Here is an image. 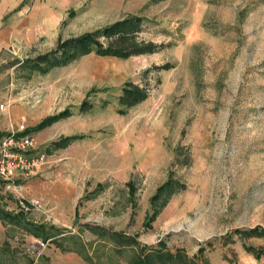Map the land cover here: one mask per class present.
<instances>
[{"label": "rangeland", "instance_id": "374dc122", "mask_svg": "<svg viewBox=\"0 0 264 264\" xmlns=\"http://www.w3.org/2000/svg\"><path fill=\"white\" fill-rule=\"evenodd\" d=\"M134 14L153 19L136 36L156 51L29 69L60 40ZM2 28L0 131L71 114L31 133L47 154L33 176L0 180L1 207L57 236L0 219V264H132L135 247L98 230L203 245L202 264H264V239L235 231L264 227V0H0ZM124 81L147 97L120 113ZM170 177L186 187L159 206Z\"/></svg>", "mask_w": 264, "mask_h": 264}, {"label": "trees", "instance_id": "16d2710c", "mask_svg": "<svg viewBox=\"0 0 264 264\" xmlns=\"http://www.w3.org/2000/svg\"><path fill=\"white\" fill-rule=\"evenodd\" d=\"M150 20L139 14L121 18L90 32L60 40L53 49H50L43 54H39L35 58L27 60V64L29 65V69L46 71L47 68L61 66L76 57L88 54L91 51L95 52L96 55L98 54L99 56L111 55L120 58L141 53H151L161 47L162 44H156L151 40H139L136 36L137 33L142 30L144 24ZM171 66L172 63L166 62L165 64L159 67L156 66L155 68L166 69ZM118 97V104L121 107L118 111L122 113L124 108L130 107L138 101L146 98L147 88L140 86L139 84H134L131 81H124L121 93ZM90 105L91 104L88 101L84 100L80 104L79 109H85L90 107ZM70 114V110L66 108L61 112L48 116L46 119L36 125H33L32 127L24 128V132L32 133L46 126L48 123ZM7 132L8 131L3 130L0 131V137ZM67 137L71 138L74 136ZM61 140L63 139H59L53 142V144L60 145ZM185 187L186 185L180 180L170 177L159 185L157 191L152 196V201H159V206H163L166 204L167 199L173 192L184 190ZM156 212H154L151 217L154 216ZM0 219L2 221L8 220L10 223H15L18 226L23 225L24 227H27L29 232L32 234L41 235L44 240H51L55 238L57 236L56 233H58L50 231L49 227L51 226L45 228L44 224L33 223L25 220L21 213H12L1 206ZM235 231L243 236L258 235L264 239V227L258 225L247 229L236 227ZM98 232H100L101 236L107 237L110 240L112 239L118 245V248H116L117 250H123L127 246L135 247L136 250H134L129 258V261H131L132 264H202L198 257L203 256V245L196 253L188 254L181 247H175L171 250L162 239H159L154 245L147 243L141 244L134 234L127 232H118L115 230H98ZM76 250L82 253L80 249L76 248ZM261 252L262 249H256L254 251L256 257H259ZM202 259V262H204L203 264L208 263V260L205 257Z\"/></svg>", "mask_w": 264, "mask_h": 264}, {"label": "built area", "instance_id": "2783aa9c", "mask_svg": "<svg viewBox=\"0 0 264 264\" xmlns=\"http://www.w3.org/2000/svg\"><path fill=\"white\" fill-rule=\"evenodd\" d=\"M4 104H0V110ZM34 136L23 129L9 130L0 137V180L14 181L33 176L46 162Z\"/></svg>", "mask_w": 264, "mask_h": 264}, {"label": "crops", "instance_id": "0c3cea01", "mask_svg": "<svg viewBox=\"0 0 264 264\" xmlns=\"http://www.w3.org/2000/svg\"><path fill=\"white\" fill-rule=\"evenodd\" d=\"M7 30H10L11 31V29H7V28H2V29H0V48L1 47H5L6 45H8V40L6 39V37H7V33H8V31ZM19 107H16V106H12L11 107V111H13V113H12V115H13V117L14 118H17V119H15V122H16V124H21L20 123V117L21 116H23V115H21L20 114V112L21 111H24V110H21L20 108L18 109ZM23 109V108H22ZM22 118V117H21ZM21 127V126H20ZM23 127V126H22Z\"/></svg>", "mask_w": 264, "mask_h": 264}]
</instances>
